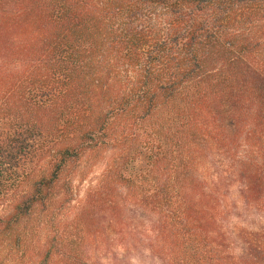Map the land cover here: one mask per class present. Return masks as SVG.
<instances>
[{
	"label": "trees",
	"instance_id": "16d2710c",
	"mask_svg": "<svg viewBox=\"0 0 264 264\" xmlns=\"http://www.w3.org/2000/svg\"><path fill=\"white\" fill-rule=\"evenodd\" d=\"M260 132L264 0H0V233L109 150L97 206L201 232L230 202L209 153ZM233 172L261 207L264 159Z\"/></svg>",
	"mask_w": 264,
	"mask_h": 264
},
{
	"label": "rangeland",
	"instance_id": "374dc122",
	"mask_svg": "<svg viewBox=\"0 0 264 264\" xmlns=\"http://www.w3.org/2000/svg\"><path fill=\"white\" fill-rule=\"evenodd\" d=\"M263 159L264 132L209 153L204 177L208 188L222 182L220 193L228 189L226 212L215 204L213 222L200 226L201 232L175 228L167 217L161 234L153 228L156 220L139 209L137 214L134 203L123 202L120 210L108 196H100V206L91 198L110 165L111 150L81 160L59 181L47 207L0 233V264H264V204L245 209L238 195L241 182L233 176L236 168Z\"/></svg>",
	"mask_w": 264,
	"mask_h": 264
}]
</instances>
